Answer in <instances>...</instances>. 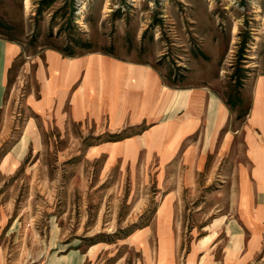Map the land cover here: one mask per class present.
Listing matches in <instances>:
<instances>
[{
    "label": "rangeland",
    "instance_id": "rangeland-1",
    "mask_svg": "<svg viewBox=\"0 0 264 264\" xmlns=\"http://www.w3.org/2000/svg\"><path fill=\"white\" fill-rule=\"evenodd\" d=\"M0 38L29 57L53 49L154 62L168 85L214 84L234 103L264 74V0H0ZM25 59L0 103V264H76L72 251H91L86 264H197L201 229L228 209L227 180L208 173L212 155L200 171L198 154H181L187 143L176 154L160 145L119 154L141 128L108 134L38 118L39 141H20L22 96L35 85Z\"/></svg>",
    "mask_w": 264,
    "mask_h": 264
},
{
    "label": "crops",
    "instance_id": "crops-1",
    "mask_svg": "<svg viewBox=\"0 0 264 264\" xmlns=\"http://www.w3.org/2000/svg\"><path fill=\"white\" fill-rule=\"evenodd\" d=\"M20 58L27 60L22 69L34 65L35 83L22 96L30 115L20 141H39L38 118L59 127L93 125L108 134L141 128L117 143L119 154H151L159 145L162 154H176L187 143L181 154H198L200 171L212 155L208 173L220 168L219 178L228 181L221 180L228 197L220 204L228 209L201 229L192 250L200 254L197 264H264V74L245 80L230 103L214 84L168 85L154 62L100 52L65 56L53 49L29 57L22 45L0 38V103ZM165 233L171 238V230ZM76 252V264L90 260L91 251Z\"/></svg>",
    "mask_w": 264,
    "mask_h": 264
},
{
    "label": "bare ground",
    "instance_id": "bare-ground-1",
    "mask_svg": "<svg viewBox=\"0 0 264 264\" xmlns=\"http://www.w3.org/2000/svg\"><path fill=\"white\" fill-rule=\"evenodd\" d=\"M18 156V155H17Z\"/></svg>",
    "mask_w": 264,
    "mask_h": 264
}]
</instances>
